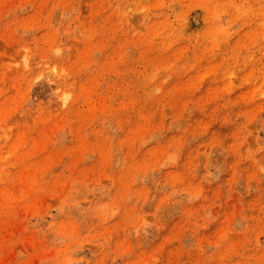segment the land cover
<instances>
[{
  "label": "rangeland",
  "instance_id": "obj_1",
  "mask_svg": "<svg viewBox=\"0 0 264 264\" xmlns=\"http://www.w3.org/2000/svg\"><path fill=\"white\" fill-rule=\"evenodd\" d=\"M0 264H264V0H0Z\"/></svg>",
  "mask_w": 264,
  "mask_h": 264
},
{
  "label": "bare ground",
  "instance_id": "obj_2",
  "mask_svg": "<svg viewBox=\"0 0 264 264\" xmlns=\"http://www.w3.org/2000/svg\"><path fill=\"white\" fill-rule=\"evenodd\" d=\"M162 67H165V64H164V62H161V64H160Z\"/></svg>",
  "mask_w": 264,
  "mask_h": 264
}]
</instances>
